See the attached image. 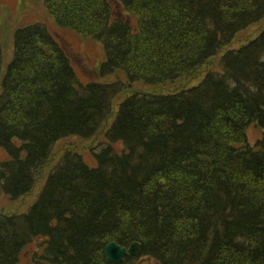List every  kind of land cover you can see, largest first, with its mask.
Returning <instances> with one entry per match:
<instances>
[{"label": "trees", "instance_id": "1", "mask_svg": "<svg viewBox=\"0 0 264 264\" xmlns=\"http://www.w3.org/2000/svg\"><path fill=\"white\" fill-rule=\"evenodd\" d=\"M42 1L57 25L102 44V80L80 82L41 21L15 30L5 70L0 41L2 191L31 193L55 144L93 137L128 94L94 165L68 149L27 210L0 211V264H21L35 241L33 264H264V31L197 84L131 91L194 77L264 20V0H116L119 12L112 0ZM111 241L138 252L113 262Z\"/></svg>", "mask_w": 264, "mask_h": 264}, {"label": "rangeland", "instance_id": "2", "mask_svg": "<svg viewBox=\"0 0 264 264\" xmlns=\"http://www.w3.org/2000/svg\"><path fill=\"white\" fill-rule=\"evenodd\" d=\"M112 2L117 12L123 10L122 6L116 0H112ZM127 17L131 23L135 24L136 17L134 15ZM35 21L45 23L51 32L62 43L63 47L70 56L80 82L86 83L91 80H102L98 74L99 65L104 59L102 44L91 37L57 25L42 0H0V41L3 47V70L6 69L9 59L13 54V39L15 30L18 27ZM262 31H264V20L240 31L230 44L224 46L221 51L212 57L209 62H207L192 78L177 80L167 85L157 87L146 85L144 82H138L134 85L131 91L141 90L167 93L170 91H176L177 89L186 86L197 84L203 79L208 70L218 68L220 58L226 50L229 48H238L246 44L250 40L259 36ZM119 73V76L124 77L122 72ZM116 77L118 76H110L106 79L112 80ZM127 94L128 93L121 95L116 100L112 116L104 123L101 129L93 137L83 138L71 135L60 139L55 144L51 158L44 167L42 177L39 179L31 193L19 199L12 200L2 191L0 185V211L6 213H16L27 210L40 193L50 170L56 165L68 149L80 152L88 164L94 165L95 158L92 151L99 148L104 143L106 131L116 116L119 102L122 101ZM261 136L262 129L255 124H251L248 128V139L250 144L254 145ZM114 147L116 150L120 151L123 148V144L116 142L114 143ZM5 158H7V154L4 149L0 147V159L2 160ZM36 246L37 242L35 241L31 246L24 249L21 255V264H33V262H31L32 250L37 248ZM140 264L158 263L154 259L145 257L141 259Z\"/></svg>", "mask_w": 264, "mask_h": 264}, {"label": "water", "instance_id": "3", "mask_svg": "<svg viewBox=\"0 0 264 264\" xmlns=\"http://www.w3.org/2000/svg\"><path fill=\"white\" fill-rule=\"evenodd\" d=\"M139 244L134 242L129 248L123 247L115 241L109 242L105 247V253L109 260L121 262L127 254L134 255L138 252Z\"/></svg>", "mask_w": 264, "mask_h": 264}]
</instances>
